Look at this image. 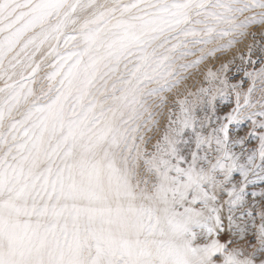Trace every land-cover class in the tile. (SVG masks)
<instances>
[{
    "label": "snow or ice",
    "instance_id": "6c2138e0",
    "mask_svg": "<svg viewBox=\"0 0 264 264\" xmlns=\"http://www.w3.org/2000/svg\"><path fill=\"white\" fill-rule=\"evenodd\" d=\"M252 24L264 0H0V264H264V61L165 95Z\"/></svg>",
    "mask_w": 264,
    "mask_h": 264
},
{
    "label": "bare ground",
    "instance_id": "6f19581e",
    "mask_svg": "<svg viewBox=\"0 0 264 264\" xmlns=\"http://www.w3.org/2000/svg\"><path fill=\"white\" fill-rule=\"evenodd\" d=\"M259 27V26H258ZM250 43L242 48L240 51L235 52L232 55V63L229 64L230 71L228 72L229 76V83L230 84H238V91H241V93H244L247 91L248 87L252 83L251 79L247 76H245L244 71H237V68L242 66L247 71L251 72L254 70H258L261 67V62L264 61V26H260L258 29L252 30L250 34ZM249 46L251 47V56L249 60ZM243 54L245 59L242 62L239 59V55ZM235 55V60L233 61V56ZM254 62V63H253ZM242 81V83H241ZM202 87H208V81L202 82ZM228 92L230 93L229 97L227 99H221L219 96H217V99L215 101L218 109V114L223 116L226 112L230 111L232 107L235 106V94L232 92L231 89H228ZM254 98V97H253ZM166 121V120H165ZM166 125V122H165ZM164 125V126H165ZM163 126V127H164ZM251 126L250 121H244L240 125L235 126L236 128H239V132L237 134L243 135L245 132L248 131L249 127ZM235 131V128H234ZM153 143L155 142L152 141ZM258 144V141H256L254 138H250V145H256ZM261 189H264V182L257 181L256 185H250L248 188V192L251 193L253 190L259 193ZM250 200L254 199L257 202L259 201V197H251L249 195L248 197ZM259 209H256V212L258 213ZM256 220L259 222V216L256 215ZM251 228V225L248 226Z\"/></svg>",
    "mask_w": 264,
    "mask_h": 264
},
{
    "label": "rangeland",
    "instance_id": "374dc122",
    "mask_svg": "<svg viewBox=\"0 0 264 264\" xmlns=\"http://www.w3.org/2000/svg\"><path fill=\"white\" fill-rule=\"evenodd\" d=\"M259 26V27H258ZM260 26H264V24H252L249 26L248 32L243 37H237V43H235L230 49H225L220 52H217L213 56H208L204 60L200 62V64L194 68H190L187 71H182L181 75L185 77L184 80H182L181 84L177 86L176 89L173 90L171 93H165L166 96H168L169 101H172L176 98L177 93L180 94V98H183L185 95H187L189 92L191 93H197L198 89L202 87V82L207 81L205 79L207 69L212 68L213 70H216L221 61L229 62L232 61V55L235 52L240 51L242 48L246 47L250 43V34L252 30L260 28ZM46 49V46H45ZM196 55L198 56L199 53L197 52ZM196 56H189L187 59L193 60ZM37 59H39V54L37 56ZM49 71L47 67L41 68V70L38 72L37 76L38 79L43 78L45 73ZM257 84L259 85V80H257ZM3 86V81H0V87ZM36 87L38 88L39 85L37 84ZM253 102L255 103L256 100L261 99L259 90L253 93ZM188 99L190 101H197L198 97L196 95L189 96ZM257 108H259V105H257ZM160 120V129L163 130V126L165 125V118L158 117ZM149 135L153 136V140L155 138V134L150 133ZM251 225V224H249ZM248 225V226H249Z\"/></svg>",
    "mask_w": 264,
    "mask_h": 264
}]
</instances>
